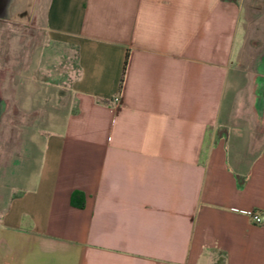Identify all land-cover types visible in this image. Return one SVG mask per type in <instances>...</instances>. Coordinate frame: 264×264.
<instances>
[{"label": "crops", "instance_id": "obj_1", "mask_svg": "<svg viewBox=\"0 0 264 264\" xmlns=\"http://www.w3.org/2000/svg\"><path fill=\"white\" fill-rule=\"evenodd\" d=\"M43 24L75 51V107L25 157L0 264H264V143L230 123L238 1L46 0Z\"/></svg>", "mask_w": 264, "mask_h": 264}, {"label": "rangeland", "instance_id": "obj_2", "mask_svg": "<svg viewBox=\"0 0 264 264\" xmlns=\"http://www.w3.org/2000/svg\"><path fill=\"white\" fill-rule=\"evenodd\" d=\"M237 1L244 41L238 74L228 86L234 107L230 123L242 130L254 150L264 143V74L257 68L264 62V0ZM45 4L11 0L8 15L0 18V210L26 184L18 173L25 157L29 163L44 136L60 129L75 107V51L48 36Z\"/></svg>", "mask_w": 264, "mask_h": 264}, {"label": "built area", "instance_id": "obj_3", "mask_svg": "<svg viewBox=\"0 0 264 264\" xmlns=\"http://www.w3.org/2000/svg\"><path fill=\"white\" fill-rule=\"evenodd\" d=\"M247 214L253 223L260 224L262 222V216L255 209L248 210Z\"/></svg>", "mask_w": 264, "mask_h": 264}, {"label": "trees", "instance_id": "obj_4", "mask_svg": "<svg viewBox=\"0 0 264 264\" xmlns=\"http://www.w3.org/2000/svg\"><path fill=\"white\" fill-rule=\"evenodd\" d=\"M124 66H125V63H124ZM76 195H78V193L74 192V194L72 195V201H74ZM82 205H83L82 202L78 204L79 207H81ZM214 264H223V257H220L218 261H216Z\"/></svg>", "mask_w": 264, "mask_h": 264}, {"label": "bare ground", "instance_id": "obj_5", "mask_svg": "<svg viewBox=\"0 0 264 264\" xmlns=\"http://www.w3.org/2000/svg\"><path fill=\"white\" fill-rule=\"evenodd\" d=\"M261 69V68H260ZM264 69V68H263Z\"/></svg>", "mask_w": 264, "mask_h": 264}]
</instances>
